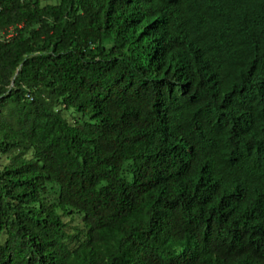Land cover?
I'll use <instances>...</instances> for the list:
<instances>
[{
    "label": "trees",
    "instance_id": "trees-1",
    "mask_svg": "<svg viewBox=\"0 0 264 264\" xmlns=\"http://www.w3.org/2000/svg\"><path fill=\"white\" fill-rule=\"evenodd\" d=\"M0 264H264V0H0Z\"/></svg>",
    "mask_w": 264,
    "mask_h": 264
},
{
    "label": "built area",
    "instance_id": "built-area-1",
    "mask_svg": "<svg viewBox=\"0 0 264 264\" xmlns=\"http://www.w3.org/2000/svg\"><path fill=\"white\" fill-rule=\"evenodd\" d=\"M12 32H13V31H12ZM12 32H11V33H12ZM11 33H10V34H11Z\"/></svg>",
    "mask_w": 264,
    "mask_h": 264
}]
</instances>
